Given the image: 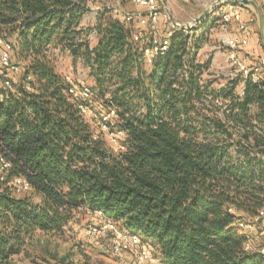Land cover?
<instances>
[{
    "label": "trees",
    "instance_id": "16d2710c",
    "mask_svg": "<svg viewBox=\"0 0 264 264\" xmlns=\"http://www.w3.org/2000/svg\"><path fill=\"white\" fill-rule=\"evenodd\" d=\"M87 13L74 0H0V36L13 43L10 61L23 62L0 76L11 83L0 85V158L9 163L0 168V264H13L36 232L62 233L79 208L138 235L162 264H264V244L236 224L264 210L263 75H214L212 57L199 55L209 17L166 28V50L147 64L151 31L101 11L82 33ZM53 50L88 69L87 98ZM110 110V131L124 134L119 151L100 130Z\"/></svg>",
    "mask_w": 264,
    "mask_h": 264
},
{
    "label": "rangeland",
    "instance_id": "374dc122",
    "mask_svg": "<svg viewBox=\"0 0 264 264\" xmlns=\"http://www.w3.org/2000/svg\"><path fill=\"white\" fill-rule=\"evenodd\" d=\"M81 2L88 8V13L82 18L81 29L82 33L87 32L95 23L96 14L101 11H108L110 15H120L123 13L133 14L138 12L140 8L136 7L132 0H74ZM163 6L161 8V19L158 23L157 38L164 34L166 28L172 25L171 20L177 24H191V28L195 27L194 21L205 13L213 10L216 3L226 2L230 0H158ZM255 2L261 17H264V0H251ZM141 12V10L139 11ZM204 17L207 18L208 15ZM171 16V18L169 17ZM255 21L251 25V32L255 34L257 25L255 14L251 15ZM235 26L229 27L228 31L224 33L217 28L216 23H213L212 29L209 31V42L204 45L199 52L202 60L207 57H212L211 71L214 75L219 77L234 78L236 75L235 69L228 59V50L223 41L227 37H232L233 33H237ZM90 44L93 45L95 37L93 34L89 35ZM254 42V43H253ZM253 45L260 49V40L255 37ZM249 45V44H248ZM241 52V51H239ZM57 60L59 71L67 76L73 85L83 87L86 89H93L94 81L89 75L86 67L78 63L75 67L71 64V59L66 55L53 50ZM240 56V55H239ZM240 62H245L243 57H239ZM255 61V60H254ZM253 61V62H254ZM12 63L22 65V60L16 55L12 57ZM244 64V63H243ZM255 64H257L255 62ZM245 65V64H244ZM250 67L249 65H246ZM264 67L262 74L264 78ZM18 77L14 78V82L18 81ZM223 81H220L222 84ZM92 103H94L92 101ZM93 113L86 116V120L92 122ZM93 124V123H92ZM93 127L95 125L93 124ZM108 143L117 150L118 148L109 140V133H106ZM121 136L118 139V144L121 142ZM35 202L39 198L31 193L27 194ZM244 222L248 225V229L242 234L246 235L250 240L256 244H264L263 226L259 219L244 218ZM98 219L95 215L86 212L83 209H73L70 211V220L67 222L62 233L60 234H43L36 232L30 239L26 241L24 248L20 254L13 258V264H63L65 262H83L90 264H118L120 261H131L133 259L132 253H123L121 255L112 254V238L111 234L105 236H89L87 235V227L92 223H97ZM116 225V224H115ZM119 229L121 224L118 223Z\"/></svg>",
    "mask_w": 264,
    "mask_h": 264
},
{
    "label": "built area",
    "instance_id": "2783aa9c",
    "mask_svg": "<svg viewBox=\"0 0 264 264\" xmlns=\"http://www.w3.org/2000/svg\"><path fill=\"white\" fill-rule=\"evenodd\" d=\"M134 5L140 10L138 12L129 14L123 13L120 15H112L113 19H119L126 24L133 25V27H144L151 31L154 35L152 49H146L145 55L147 57L146 63L151 62V57L157 53L162 54L168 45V33L165 37L157 38L158 23L161 18V8L163 7L158 0H132ZM238 3L232 1H226L224 3H216L215 7L207 15L209 19H214L218 29L226 33L231 26H235L239 33L238 36L227 37L223 43L228 50V59L232 66V69L243 77L248 75L254 81L261 79L262 68L264 67V55H262L257 64L247 67L239 60V51L248 45V38L246 35L250 25L255 21L254 18L249 17L246 21L242 18V10ZM261 25L264 28V17L260 18ZM134 41H139L137 33L133 35ZM13 43L5 40L0 36V76L5 70L9 73H19L20 65L13 64L10 61L11 51ZM3 85L5 89L11 90L10 78L7 75H3L2 81L0 77V85ZM26 89H29V85H26ZM74 90H69V93H73ZM82 96L87 98V89H83ZM79 110L82 114H86V110L82 105H79ZM115 117L114 110H110L102 116L100 122V130L109 133V140L114 144L119 151L123 149L122 142L124 140V134L119 131H110L109 123ZM121 136V142L118 144V139ZM0 168L2 170L9 168V163L0 158ZM14 186L18 192H27L29 190V183L21 178L15 179ZM231 211V209H229ZM95 218L98 219L97 223H92L87 227V235L89 236H105L111 234L112 238V254L121 255L123 253H132L133 259L131 261H120L118 264H162L159 257L156 255L155 250L152 247L144 245L140 237L136 234L126 232L119 229L114 223L107 221L101 212L94 213ZM256 219V218H255ZM262 223L264 229V210L259 213L257 217ZM237 226L241 230L248 229L246 222L242 220L236 221ZM250 248L249 244H246L244 249L247 251ZM259 252L264 255V247L260 248Z\"/></svg>",
    "mask_w": 264,
    "mask_h": 264
},
{
    "label": "crops",
    "instance_id": "0c3cea01",
    "mask_svg": "<svg viewBox=\"0 0 264 264\" xmlns=\"http://www.w3.org/2000/svg\"><path fill=\"white\" fill-rule=\"evenodd\" d=\"M252 14H255V16L257 17L256 18V21H257L256 26L257 27L255 29L256 33L253 34L251 32V30H252L251 29L252 24H251L248 32L246 34H244L248 38V44L249 45L245 46L243 49H241V52H239V55L244 58L245 62H243V63L245 65H249V66L255 65V62L257 63L259 58L262 55H264V28L260 22L261 14L258 10H255L251 6H246V8L242 10V18L244 21H246L249 17H251ZM238 35H239V33L237 32V33H233L232 36H238ZM255 37H257V40H258V38L260 40V45H261L260 49L253 45V43H254L253 41L255 40Z\"/></svg>",
    "mask_w": 264,
    "mask_h": 264
},
{
    "label": "water",
    "instance_id": "95a60500",
    "mask_svg": "<svg viewBox=\"0 0 264 264\" xmlns=\"http://www.w3.org/2000/svg\"><path fill=\"white\" fill-rule=\"evenodd\" d=\"M232 2H235V3H238V4H241V5H244V6H251L253 7L255 10H258V7L257 5L255 4V2L251 1V0H230ZM207 13H205L204 15L200 16L199 18H197L195 21H194V24H198L200 21H202L204 19V17L206 16ZM169 17L171 18V16L169 15ZM172 25L173 27H178L180 29H187V28H191V24H177V23H174L172 20Z\"/></svg>",
    "mask_w": 264,
    "mask_h": 264
}]
</instances>
